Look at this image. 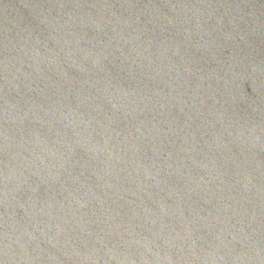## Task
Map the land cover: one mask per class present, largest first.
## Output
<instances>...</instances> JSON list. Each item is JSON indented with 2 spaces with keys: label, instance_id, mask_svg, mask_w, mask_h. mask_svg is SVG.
I'll list each match as a JSON object with an SVG mask.
<instances>
[{
  "label": "water",
  "instance_id": "water-1",
  "mask_svg": "<svg viewBox=\"0 0 264 264\" xmlns=\"http://www.w3.org/2000/svg\"><path fill=\"white\" fill-rule=\"evenodd\" d=\"M0 264H264V0H0Z\"/></svg>",
  "mask_w": 264,
  "mask_h": 264
}]
</instances>
